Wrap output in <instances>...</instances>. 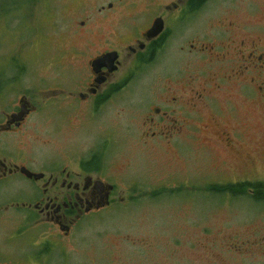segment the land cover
I'll return each mask as SVG.
<instances>
[{
    "label": "rangeland",
    "instance_id": "obj_1",
    "mask_svg": "<svg viewBox=\"0 0 264 264\" xmlns=\"http://www.w3.org/2000/svg\"><path fill=\"white\" fill-rule=\"evenodd\" d=\"M107 1L0 0V100L6 102L19 94L25 95L35 104L30 120L56 114L57 110L49 106L55 103H59L63 113L67 100L59 90L78 88L85 73L84 62L71 64L67 58L73 56V44L80 38L73 35L71 29L76 21L85 18L93 2L104 4ZM212 19L215 24L222 25L220 31H225L224 38L230 37L238 44L243 37H249L253 38L254 47L264 44V0H216L205 5L203 11H195L187 25L175 28L176 41L184 39L174 42L172 50H177L188 39L198 43L205 38H216L218 28L207 27ZM228 24L234 28H229ZM112 40L117 41V38L112 37ZM261 53H264V46L254 50V56ZM181 60L174 55V68ZM200 61L194 48L186 64L188 75L199 69L198 75L202 77L201 70L209 73L218 68L207 67V64L203 68ZM254 62L260 64V61ZM60 66L71 79L58 75L60 69H55ZM250 71L240 73L235 88L228 90L221 85L211 94L220 100V105L216 111L217 106L209 110L220 127L227 130V137L211 136L217 130L213 127L205 132L209 139L200 138L210 158L209 165H191L192 161L190 165H152L149 163L170 161L171 154L157 144L155 152L147 148L149 153L129 139V147L144 150L149 162L139 158V153L130 151L129 154L122 136L117 137V150L108 155L106 165H95V168L102 177L114 183L115 197L123 196L125 201L119 208L115 204L95 217L81 219L73 228L71 239L51 240L47 254L51 253L45 263L264 264V200H252L248 190L253 185H264V93L261 95L256 89L249 97L243 92L252 74ZM154 78L167 81L164 69L137 76L138 81L146 82L141 86L143 90ZM137 79L128 81L137 82ZM214 82L219 84L217 79ZM75 113L79 114L68 109L66 115L73 119ZM34 127L25 134L27 140L41 136V125ZM57 132L65 137L69 130L63 126ZM85 139L89 137L82 139L80 145ZM141 141L143 146H149V140ZM33 143L36 140L28 144L10 142L8 147L29 154L28 145ZM59 144L67 146L70 143L61 141ZM119 146L126 155L119 154ZM58 147L51 150L49 146L36 143L31 148L35 160L29 167L42 170L56 163L62 166L78 163L75 151L73 161L61 146ZM212 151L216 157L210 156ZM129 161L138 165H124ZM244 161L250 165H245ZM30 185L19 174L0 181V208L27 200L25 189ZM242 185L249 187L241 190ZM224 186H231L234 192L229 196L221 190ZM135 198L136 203L127 201ZM31 212L28 208L11 206L0 210V263L14 264L16 260L25 259V245L34 244L31 241L34 235L37 240L40 229L32 226L35 224L29 220ZM54 243L56 246L52 250Z\"/></svg>",
    "mask_w": 264,
    "mask_h": 264
},
{
    "label": "flooded vegetation",
    "instance_id": "obj_2",
    "mask_svg": "<svg viewBox=\"0 0 264 264\" xmlns=\"http://www.w3.org/2000/svg\"><path fill=\"white\" fill-rule=\"evenodd\" d=\"M213 2L216 0H108L104 4L93 2L89 10L87 9L85 18L76 21L71 29L72 34L80 38L73 44V56L67 58L71 60V64L84 62L85 73L78 88L70 91L59 90L67 100L63 113L58 107L59 103H55L49 106L57 110L56 114H45L40 119L30 120L35 104L25 95L19 94L15 99L6 102L0 100L3 106L0 109V181L19 174L31 183L25 189L27 200L6 205L0 210L10 206L28 208L32 211L29 220L35 224L32 226L40 229L37 240L35 235L31 239L34 244L28 242L25 245V259L16 260L14 264H47L45 260L51 253L47 254V245L51 240L71 239L73 228L81 219L95 217L115 204L118 208L121 207L119 205L125 201L124 197L116 198L114 183L102 177L95 168V165H106L108 155L117 150V137L122 136L129 154L130 151L139 153V158L145 160L148 159L145 151L129 147V139L139 147L146 148L149 153V149L155 152L157 144L167 154H171L170 161L165 163H151L148 159L152 165H190L191 161V165H209L210 158L203 150L200 138L207 140L205 132L213 127H217V130L211 136L217 139L227 137V130L220 127L218 119L213 118L209 110L217 106L216 111L220 105V100L211 96L214 90L221 85L228 90L235 88L238 86L240 73L246 74L251 70L249 82L245 83L242 90L249 97L256 89L263 95L264 53L254 56V50L263 49L264 44L254 47L253 38L243 37L238 44L230 37L224 38L225 31H220L222 25L215 24L212 19L207 27L218 28L219 34L216 38H205L198 43H191L188 39L177 50H172L174 42L184 39L176 41L175 28L187 25L195 11H203L205 5ZM154 24V32L148 34ZM228 27L234 28V25L228 24ZM112 37L117 38V41H113ZM194 48L201 58L203 68L206 64L207 67L218 68L209 73L201 70L204 73L202 77L198 75L199 69L188 75L186 64ZM108 53H112L114 57L110 64L101 59ZM91 55L93 56L90 57ZM174 55L182 59L176 68L173 66ZM254 61H260V64L255 65ZM51 67L54 69L55 65ZM111 67L113 70H109ZM59 69L58 75L61 74L62 78H72L62 66L55 70ZM155 69H164L167 81H155L154 78L149 82L150 86L143 90L141 86L146 82L138 81L137 76ZM133 78L137 82L128 81ZM215 79L219 84L214 82ZM255 81L258 83L255 84ZM21 100H25L27 104L20 102ZM21 105L28 112L20 120L11 122V115L16 114ZM68 109L79 114L75 113L71 119L70 115H66ZM58 121L60 122L56 123ZM194 121L198 124H193ZM40 125L41 136L27 140L25 134L34 130V126ZM63 126L69 130L65 137L57 132ZM88 137L89 140H83L80 145L81 140ZM142 139L145 142L149 140V146H143ZM33 140L37 144L49 146L51 150L61 146L63 152H67L68 158L73 161L72 154L75 151L78 154L77 160L75 159L78 163L72 166L56 163L43 167L49 170L31 169L29 163L35 160L31 148L36 143L28 145L29 154L16 152L8 144H28ZM61 141L70 144L60 145ZM119 152L126 155L122 153V146H119ZM210 156L216 157L215 152L212 151ZM244 164L250 165L246 161ZM124 165L138 164L129 161ZM21 168L42 176L38 179L28 178L21 172ZM93 174L96 175L93 177ZM127 201L136 203L137 199ZM55 246L54 243L52 250Z\"/></svg>",
    "mask_w": 264,
    "mask_h": 264
},
{
    "label": "water",
    "instance_id": "obj_3",
    "mask_svg": "<svg viewBox=\"0 0 264 264\" xmlns=\"http://www.w3.org/2000/svg\"><path fill=\"white\" fill-rule=\"evenodd\" d=\"M155 28L156 27H155V24H154L153 27L151 28V30L148 32V34H152L154 32ZM101 59L102 60H107V63L110 64L109 62L113 61L114 57L112 56V53H108V54H105ZM95 63L96 62H94V64ZM109 70H113V67L109 68ZM22 101L23 100H21L20 102H22ZM23 102L25 103V105L27 104V102L25 100ZM27 112L28 111L25 110L23 108V106L21 105V109L16 114H12L11 115V117H12L11 118V122H13L14 120H20L21 119L20 117H23ZM21 172L28 178L34 177L35 179H38V178H40L42 176V175H37V174L31 173L27 169H24V168H21ZM109 187H111V186H109Z\"/></svg>",
    "mask_w": 264,
    "mask_h": 264
},
{
    "label": "trees",
    "instance_id": "obj_4",
    "mask_svg": "<svg viewBox=\"0 0 264 264\" xmlns=\"http://www.w3.org/2000/svg\"><path fill=\"white\" fill-rule=\"evenodd\" d=\"M86 166H88V165L86 164ZM247 187H249V185H242L241 190L246 189ZM253 188L251 187V189H248L251 192V197H249V198H251L252 200L254 199L255 201L264 200V185L263 186L262 185H253ZM221 190L223 192H226L229 196H230V194H232V192H234V190L232 189L231 186H224V187H222ZM236 192H237V190H236Z\"/></svg>",
    "mask_w": 264,
    "mask_h": 264
}]
</instances>
